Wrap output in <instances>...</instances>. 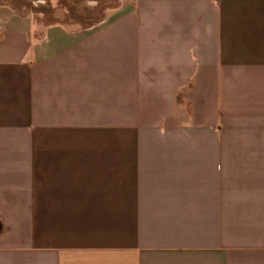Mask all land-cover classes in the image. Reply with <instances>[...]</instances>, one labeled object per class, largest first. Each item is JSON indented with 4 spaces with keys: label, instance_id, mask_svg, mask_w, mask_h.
I'll list each match as a JSON object with an SVG mask.
<instances>
[{
    "label": "crops",
    "instance_id": "1",
    "mask_svg": "<svg viewBox=\"0 0 264 264\" xmlns=\"http://www.w3.org/2000/svg\"><path fill=\"white\" fill-rule=\"evenodd\" d=\"M117 1H0V264H264V0Z\"/></svg>",
    "mask_w": 264,
    "mask_h": 264
},
{
    "label": "rangeland",
    "instance_id": "2",
    "mask_svg": "<svg viewBox=\"0 0 264 264\" xmlns=\"http://www.w3.org/2000/svg\"><path fill=\"white\" fill-rule=\"evenodd\" d=\"M23 4L39 24L55 21L70 27L84 25L104 15L117 0H0Z\"/></svg>",
    "mask_w": 264,
    "mask_h": 264
}]
</instances>
